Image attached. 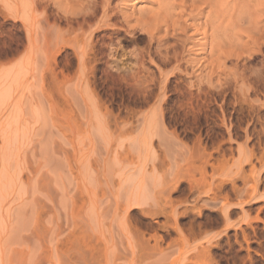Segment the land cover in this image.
Returning <instances> with one entry per match:
<instances>
[{"label":"rangeland","instance_id":"obj_1","mask_svg":"<svg viewBox=\"0 0 264 264\" xmlns=\"http://www.w3.org/2000/svg\"><path fill=\"white\" fill-rule=\"evenodd\" d=\"M0 264H264V0H0Z\"/></svg>","mask_w":264,"mask_h":264}]
</instances>
